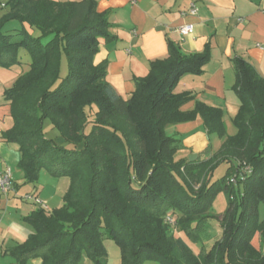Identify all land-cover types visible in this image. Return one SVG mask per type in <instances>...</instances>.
Listing matches in <instances>:
<instances>
[{
	"label": "trees",
	"instance_id": "16d2710c",
	"mask_svg": "<svg viewBox=\"0 0 264 264\" xmlns=\"http://www.w3.org/2000/svg\"><path fill=\"white\" fill-rule=\"evenodd\" d=\"M0 10V66L21 63V49L31 56L29 70L4 92L13 126L2 138L19 145L23 184L37 182L44 168L70 178L61 208L40 207L22 217L34 232L9 250L20 264L31 257L42 264H80L85 255L93 264H107L106 236L120 247L122 264H264V77L248 60H234L240 105L233 117L237 132L229 135L221 108L199 101L184 111L191 95L174 91L184 74L202 73L209 48L185 55L170 42L168 57L153 61L124 98L107 81V63L93 61L100 39L114 38L110 12L99 11L96 0H0ZM11 19L39 34L24 26L7 33L3 27ZM63 53L69 71L59 82ZM93 105L94 114L88 110ZM198 116L222 146L205 159L177 160L179 139L166 128ZM48 117L72 146L45 137ZM228 159L232 167L219 184L229 196L222 237L195 253L166 217L199 241L198 231L214 215L210 192L216 184L209 174Z\"/></svg>",
	"mask_w": 264,
	"mask_h": 264
},
{
	"label": "crops",
	"instance_id": "0c3cea01",
	"mask_svg": "<svg viewBox=\"0 0 264 264\" xmlns=\"http://www.w3.org/2000/svg\"><path fill=\"white\" fill-rule=\"evenodd\" d=\"M96 1L99 11L110 12V33L114 38L100 39L99 51L93 61L94 64L107 63V81L118 94L124 98L129 97L135 90V79L146 76L153 61L168 57L170 42L185 55L201 53L209 48L211 57L203 66L202 73L184 74L174 91L191 95L182 110H192L199 101L221 108L228 134L234 135L237 132V128L231 130L234 132L232 134L228 130V121L231 118L233 120L240 105L234 88V60L237 57L245 58L264 77V0ZM192 3L196 4L197 13L183 14L188 12ZM240 17L243 21L238 20ZM186 23H192L194 30L184 36L178 29ZM5 86L1 82L0 161L3 166L9 165L13 169L14 190L7 194L0 191V264H20L9 250L23 243L34 232V228L23 221L22 217L40 208L23 199V193L38 195L48 211L51 210L48 200L54 198L43 195L38 181L22 184L25 178L18 166L21 159L19 145L2 138V132L13 126L10 101L4 96ZM176 127L178 130L175 132L186 138L185 142H191L188 143L191 152L198 150L196 145L202 144L206 138L207 128L200 116L178 123ZM185 155L186 152L180 154L181 157ZM203 155V159L209 157L207 151ZM24 264H42V259L31 257ZM80 264L93 262L85 255ZM107 264H122L121 258L118 255L112 257L109 253Z\"/></svg>",
	"mask_w": 264,
	"mask_h": 264
},
{
	"label": "rangeland",
	"instance_id": "374dc122",
	"mask_svg": "<svg viewBox=\"0 0 264 264\" xmlns=\"http://www.w3.org/2000/svg\"><path fill=\"white\" fill-rule=\"evenodd\" d=\"M1 1H4V0H1ZM0 14L1 15L3 14L2 10H0ZM23 26L30 33H33L34 35L39 34L38 29L33 28L27 22L22 25V22H20L17 19H11L7 21L3 29L7 33L16 34V32L21 30ZM49 39L50 37H44L43 42H46ZM18 59L21 61V63L19 64H14L11 67L0 66V85H1V82H3L4 85H6L5 86L6 89L12 88L16 82V79L19 76L23 75L25 72H27L30 68L31 56L27 50L21 49L18 54ZM68 71H69L68 58H67V55L63 53L60 59L59 82L62 81L64 78H66V76L68 75ZM90 109L92 110L94 114V112L97 110V107L93 105L92 108L88 107V110ZM92 117L93 116H91V119ZM228 123H229L228 125L229 133L232 134L234 132H232L231 130L234 129L235 131L237 127L234 125L232 118L230 121H228ZM176 126L177 124L169 125L166 128V132L168 135L174 136L179 139L180 148H179V151L177 152V156H176L177 160L179 158H183L180 156V154L185 153V152L187 153V155H185L184 157H188V159L191 154H197V155L201 154V157L203 159L204 158L203 153H205L207 150H209L208 153L210 156L216 153L217 151H219L222 146V143L220 142L221 138L217 134L209 133L207 130H206L207 132L204 130L206 132V138L203 140L202 144L196 145V149L198 150H194L191 152L190 146H189L190 144H188L191 142H185L184 140L186 138H182L180 134L175 132L176 130H178ZM43 133L45 137L53 139L58 145L65 146V147L72 146L65 139L64 135L60 132L57 126H55V123L51 117L44 118ZM232 164H233V161L230 159L224 160V161L222 160L221 162L216 164L211 169V172L209 174V183L216 184L214 186L215 188L211 190L210 192L211 207L213 209L212 212L214 213V215L206 218L203 223V227L198 231L199 238H200L199 241H195L192 238L188 237V235H186L185 233L180 232L175 223L170 224L175 236H179V235L183 236V238H185V240L188 242L190 247L195 251V253H200L202 250L208 249L215 240L220 239L222 237L223 227L221 223V216L227 209L229 196H228V192L224 190L221 186H219V184L221 183L222 179L226 175H228V172L231 169ZM234 176L235 174L233 175V177ZM18 179H21V178H18ZM38 183L41 186V190L43 191L44 196H47V197L51 196L54 198L51 201L48 200V203H47L48 206L51 208L50 212L53 209L61 208L64 203V195L70 186V178L68 176L56 177L52 175L47 169L44 168L40 172ZM240 185H241V190L243 191L244 184L241 183ZM199 186L200 185L196 183V187H199ZM171 212L172 211H170V213ZM259 219L261 220L264 219V202L260 203L259 205ZM105 247L108 252V258H109V253H111L112 257H115V255H118V257L121 258V249L118 246V244L110 236H106L105 238ZM263 248H264V243H263ZM142 264H160V263L154 260L146 259L143 261Z\"/></svg>",
	"mask_w": 264,
	"mask_h": 264
},
{
	"label": "built area",
	"instance_id": "2783aa9c",
	"mask_svg": "<svg viewBox=\"0 0 264 264\" xmlns=\"http://www.w3.org/2000/svg\"><path fill=\"white\" fill-rule=\"evenodd\" d=\"M3 4V3H2ZM198 11V8L196 6L195 3H192L190 6V9L188 10V12H183V14H192L195 15ZM239 21H243V18L240 17L238 18ZM194 28H193V24L192 23H186L182 26L179 27L178 31L186 36L189 35L193 32ZM248 169V167L246 168V170ZM232 180L234 181L235 179L232 178ZM14 190V180H13V169L9 166H3L1 161H0V191L4 194L9 193L10 191ZM23 199L27 200V201H31L34 204L47 209V206L44 204V202L41 200V198L36 195L35 193H25L23 196ZM166 221L170 224H174L175 220L172 216L168 215L166 217Z\"/></svg>",
	"mask_w": 264,
	"mask_h": 264
},
{
	"label": "water",
	"instance_id": "95a60500",
	"mask_svg": "<svg viewBox=\"0 0 264 264\" xmlns=\"http://www.w3.org/2000/svg\"><path fill=\"white\" fill-rule=\"evenodd\" d=\"M197 157H198L197 154H191V155L189 156V160H190V161H194V160L197 159Z\"/></svg>",
	"mask_w": 264,
	"mask_h": 264
}]
</instances>
